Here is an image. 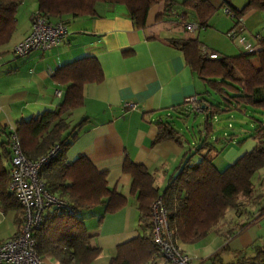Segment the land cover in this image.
I'll list each match as a JSON object with an SVG mask.
<instances>
[{
	"label": "trees",
	"instance_id": "1",
	"mask_svg": "<svg viewBox=\"0 0 264 264\" xmlns=\"http://www.w3.org/2000/svg\"><path fill=\"white\" fill-rule=\"evenodd\" d=\"M23 0H0V47L8 44L16 30V16ZM37 12L50 22H65L64 17L76 18L96 16V5L111 3L125 6L131 16L134 28L142 30L150 9L156 3H164L165 11L157 17V23L188 22L189 12L195 14L197 24L207 28L209 21L217 13V8L207 0H185L177 4L171 0H37ZM222 7L237 19L235 28L249 12L264 13V0H248L237 10L224 2ZM182 11V13L178 12ZM175 13V15H174ZM172 44L185 56L187 65L198 76L206 88L220 97L219 103L206 98L200 99L205 115V135L209 138L211 120L221 113L252 112L264 113V40L258 43L254 52L242 50L231 57L210 59L201 54L198 40H173ZM258 60L259 67L253 61ZM53 80L66 87L63 103L55 112H45L29 121L17 124L13 132L0 126V205L4 211L17 210L23 213L15 196L9 191V170L7 165L12 157L11 137L15 134L22 152L31 160L45 156L56 144L61 146L60 155L43 166L40 177L46 188L55 196L66 201L65 208L49 211L34 232L36 253L41 258L51 257L60 264H92L99 256L100 249L91 244L84 219L79 215L96 207H104L105 214L120 211L127 200L108 186L107 173H100L86 157H78L71 164L66 160V152L76 141L83 121L73 129L64 117L84 105V87L103 81V72L94 58L86 57L66 64L53 75ZM188 104L173 108L181 114ZM192 108V107H191ZM191 111L198 112L194 108ZM258 123L251 138L256 145L249 153L241 156L234 164L220 171L208 155L213 147L204 139L195 148L185 153L180 166L160 192L156 180L149 170L134 164L128 157L123 164V172L131 177V195L136 199L140 213V229L143 233L136 239L116 248V255L109 264H156L163 258L154 244L151 233L153 205L161 200L167 212L168 224L179 244H195L210 233L217 232L219 225L229 212L240 219V202L254 195V176L264 170V122ZM158 135L154 145L176 142L183 145V135L173 122L157 123ZM264 217V208L253 221L242 224L238 231L229 229L234 237ZM232 219L229 221L231 222ZM20 218L17 225L20 226ZM225 250H222V252ZM213 256L220 261V254ZM236 264H264V250L257 248L255 256Z\"/></svg>",
	"mask_w": 264,
	"mask_h": 264
},
{
	"label": "crops",
	"instance_id": "2",
	"mask_svg": "<svg viewBox=\"0 0 264 264\" xmlns=\"http://www.w3.org/2000/svg\"><path fill=\"white\" fill-rule=\"evenodd\" d=\"M171 1L181 4L185 0ZM207 1L217 8V14L209 22L212 27L220 28L227 36L238 32L255 50L259 49L258 43L264 40L259 32L263 14L255 10L249 12L239 21V29H235L230 26V20L235 24V18L225 13L226 8L222 4L226 2L240 10L243 3L238 0ZM26 2L23 0L18 10L17 26L11 41L0 47V126L8 133L13 132L22 121H29L45 112H55L66 94V87L53 80L55 72L86 57L98 62L103 81L86 85L84 105L64 117L71 129L88 121L66 152V160L71 164L78 157L88 158L98 172L107 173L109 188L127 200V205L116 213L105 214L104 207H96L79 215L92 238V246L101 251L92 264H97L102 258L109 264L118 246L143 233L137 202L131 195L132 180L123 172L125 158L146 167L162 192L185 153L197 145L186 139L183 145L176 142L154 145V141L158 135L157 123L172 119L173 108L186 105V100L198 96L203 89L201 80L172 41L198 40L201 43L200 37L197 33L179 31L173 22L157 23V17L165 11L164 3H156L150 9L146 27L142 30L134 28L125 6L100 3L96 5L94 17L63 18L69 33L59 47L15 59L11 49L29 35L32 16L37 12L35 8L27 18L23 14V18L20 9ZM189 22L197 23L192 12H189ZM201 47L206 48L203 43ZM253 63L259 67L257 59ZM56 91H61L60 97L55 95ZM126 104H136V108L126 109ZM3 142L7 140L1 138L0 143ZM251 151L252 146L247 142L241 150L231 148L215 157L211 155V158L217 169L223 171ZM7 168L10 169L9 163ZM261 209L253 213L252 219ZM18 218L20 213L17 210L4 211L0 205V243L17 233ZM239 221H243V217L232 218L225 227L234 230ZM228 232H212L195 244L181 245L192 264H236L253 258L257 248L264 250V217L234 237H230ZM220 252V261L214 262L213 256ZM44 260L46 264H60L51 257ZM156 264L166 263L158 258Z\"/></svg>",
	"mask_w": 264,
	"mask_h": 264
},
{
	"label": "built area",
	"instance_id": "3",
	"mask_svg": "<svg viewBox=\"0 0 264 264\" xmlns=\"http://www.w3.org/2000/svg\"><path fill=\"white\" fill-rule=\"evenodd\" d=\"M225 13L232 17L228 9ZM176 29L195 33L200 26L197 23L177 22ZM68 33L67 23L50 22L36 12L32 16L29 35L13 46V57L21 59L34 52H48L59 47ZM228 37L242 50L250 53L255 51L249 40L238 32H231ZM201 54L210 59L218 58L216 54L209 53L203 48ZM61 94V91L55 92L58 97ZM186 103L196 112L203 114L198 96L189 98ZM124 108L134 110L136 104H126ZM61 151V146L56 144L45 156L34 161L24 155L17 136L12 135L9 191L15 196L23 213L17 233L9 240L0 243V264H46L45 260L36 253L34 232L39 229L44 216L49 211L65 208L66 201L53 195L46 188L40 177V171L45 164L57 158ZM151 233L153 242L160 250L166 264H192L190 256L184 252L169 228L167 212L161 200L153 205Z\"/></svg>",
	"mask_w": 264,
	"mask_h": 264
},
{
	"label": "rangeland",
	"instance_id": "4",
	"mask_svg": "<svg viewBox=\"0 0 264 264\" xmlns=\"http://www.w3.org/2000/svg\"><path fill=\"white\" fill-rule=\"evenodd\" d=\"M238 1L240 3H243L244 6L248 2V0ZM37 4V0H27L26 4L21 7L20 14L22 16L24 14L25 18H27L30 13L34 12L35 8L38 9ZM257 12L263 14L264 16L263 12ZM215 15L213 17H215ZM187 23L191 22L188 21ZM230 26H235V24L231 23V20ZM238 26L239 25H237L235 29H239ZM259 32L264 36V20L261 26L259 24ZM195 33L199 35L201 43H203L206 48L209 49V51L206 48L203 49L207 50L209 53L216 52L220 57H231L242 52L241 48H239V46L235 42L229 39L226 32H223L222 30H220V28L212 27L211 24L207 28H201ZM12 50L13 47L11 49V54ZM201 84L203 86V89L198 95V98H206L207 100H210L214 103H219L220 97L216 95L214 91L210 90L209 88H206L203 83ZM191 109L192 108L190 106L189 108L183 110L181 114H176L175 112H172L174 116L172 119L169 120L172 121L174 126L181 131L183 138L190 141L192 144H198L203 139L204 141L207 140L213 147L212 153L208 155L209 159H212L211 155L215 157L216 155L225 153L231 148L241 150V148L245 147V144L247 142L251 144L252 150L255 147L256 140H254L250 136L252 133H254L255 128L258 126V123L255 122L253 119L255 118L259 122H264V113H256L248 110L246 112L218 114L211 120L212 130L209 138H207L205 135L204 127L205 115H203L201 112L196 115L195 112L191 111ZM195 147L196 146H194V148ZM230 166L231 165L227 166L226 168ZM226 168H224V170ZM253 184V198L248 200L242 199L240 202V214H242V216L244 217L243 221H239V223L234 226V231L239 230L242 222H249L253 218V213L255 214L259 209H261L262 204H264V170H261L254 176ZM234 214L235 213L233 212L228 213V215L223 219V221L219 225L218 229H216L218 233L224 234L226 231H228L229 227L225 226H228V222L235 217ZM180 246L183 249L181 244ZM185 249H189V247H185ZM97 264H107V261L102 258L100 261L97 262Z\"/></svg>",
	"mask_w": 264,
	"mask_h": 264
}]
</instances>
